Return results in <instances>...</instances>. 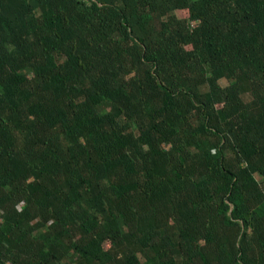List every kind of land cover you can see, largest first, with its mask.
Segmentation results:
<instances>
[{
	"label": "trees",
	"instance_id": "16d2710c",
	"mask_svg": "<svg viewBox=\"0 0 264 264\" xmlns=\"http://www.w3.org/2000/svg\"><path fill=\"white\" fill-rule=\"evenodd\" d=\"M0 264H264V0H0Z\"/></svg>",
	"mask_w": 264,
	"mask_h": 264
},
{
	"label": "rangeland",
	"instance_id": "374dc122",
	"mask_svg": "<svg viewBox=\"0 0 264 264\" xmlns=\"http://www.w3.org/2000/svg\"><path fill=\"white\" fill-rule=\"evenodd\" d=\"M181 8H182V12H184V10L186 9V5L183 4ZM182 12H181V13H182Z\"/></svg>",
	"mask_w": 264,
	"mask_h": 264
},
{
	"label": "water",
	"instance_id": "95a60500",
	"mask_svg": "<svg viewBox=\"0 0 264 264\" xmlns=\"http://www.w3.org/2000/svg\"><path fill=\"white\" fill-rule=\"evenodd\" d=\"M245 228H246V226L244 225V226H243V229L245 230Z\"/></svg>",
	"mask_w": 264,
	"mask_h": 264
}]
</instances>
